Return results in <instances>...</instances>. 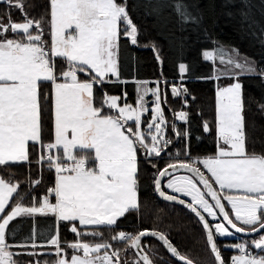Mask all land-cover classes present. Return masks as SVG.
I'll use <instances>...</instances> for the list:
<instances>
[{
  "label": "snow or ice",
  "instance_id": "obj_1",
  "mask_svg": "<svg viewBox=\"0 0 264 264\" xmlns=\"http://www.w3.org/2000/svg\"><path fill=\"white\" fill-rule=\"evenodd\" d=\"M0 3L19 10L23 18L13 21L10 12L0 18V167L23 164L30 169L31 145L37 152L34 163L38 169L46 163L55 177L54 184L39 199L34 188L41 183L42 174L31 179L29 172L24 189L20 181L0 177V264H19L15 259L19 255L53 257L51 262L33 259L28 264H154L150 245L142 242L144 237L159 241L180 264H264V154L247 149L245 104L239 82L241 75L258 76L264 81V68L258 70L256 61L235 48L218 46L203 51L204 60L215 64L219 59L220 65H227L214 68L211 78L229 79L232 83L216 89L215 155L193 159L188 128L180 130L175 123L179 120L187 126L189 113L176 112L169 124L161 108L160 84L167 81H156L155 87H147L149 81H134L139 107L128 104L126 99L121 106L120 96L108 95L103 89L101 96L95 95V86L128 83L120 75V40L123 37L134 46L139 43L127 0H49V19L44 15L39 19L29 17L24 0ZM241 4L247 23L249 5L247 0H241ZM171 7L180 24L198 22L199 18L188 11L187 0H171ZM45 24L50 29V41L44 39ZM256 35L264 47V29ZM151 47L162 65L159 49L155 43ZM226 53L230 54L225 58ZM56 58L64 65L59 73ZM188 70L187 64L180 63L181 83L171 86V95L181 98L184 108L188 107L186 98L190 95L183 83ZM80 74L86 79L82 80ZM44 83H50L52 90L51 142H42L40 89ZM149 94L154 97V115L144 122L142 116L149 111L145 97ZM257 107L264 113V103ZM142 123L147 132L141 131ZM202 126L205 133L212 131L207 121ZM169 127L176 140L183 137L186 159H169L164 167L157 168L162 153L167 156L166 149L173 143L172 137L166 138ZM180 156L178 149L175 157ZM141 157L145 164L157 169L154 190L159 196L184 206L197 218L205 233L210 260H194L179 251L167 233L155 228L137 233L116 230L120 218L140 209ZM180 170L185 174L175 175ZM165 178L169 179L162 186ZM182 197H190V201ZM21 216L32 218V234L26 243L11 244L6 238V234H12L9 224ZM37 216L54 218V234L44 243L35 239ZM61 222L68 225L76 239L61 241ZM89 227L92 230L85 231ZM105 231L110 234L107 239ZM236 234L249 239L231 244L236 254L226 262L217 238ZM85 236L91 239L85 241ZM49 246L53 251H36ZM13 248L26 251L13 252ZM67 249H71L70 256ZM129 250L132 260L127 259Z\"/></svg>",
  "mask_w": 264,
  "mask_h": 264
},
{
  "label": "trees",
  "instance_id": "obj_2",
  "mask_svg": "<svg viewBox=\"0 0 264 264\" xmlns=\"http://www.w3.org/2000/svg\"><path fill=\"white\" fill-rule=\"evenodd\" d=\"M120 2V0H118ZM249 7L246 10L247 23L243 17L245 15L244 6L241 0H187L188 11L193 17H198V22L182 25L178 22L176 13L172 10L171 0H127V11L133 23L138 28L139 46L131 45L130 41L121 38L119 53V69L121 78L128 81L126 84L119 82L106 83L102 86H95V95H102V89L108 95L123 96L126 92V102L135 104L137 99L136 87L134 81H149L155 85L156 81H167V84L161 83L162 110L171 124L174 120V114L180 110L189 113V123L186 126L183 122L175 120L180 130L188 128L189 132V151L193 159H202L215 155L217 149L216 129H215V105L216 89L218 86H227L232 83L229 79H212L214 74L213 63L203 59L202 53L205 50H214L218 46L223 48L238 49L242 55L257 62L258 70L264 68V47L260 46L257 39V33L264 29V0H247ZM25 12L29 17L39 19L42 15L47 17L49 0H24ZM9 12L13 21H22L19 10L9 8L0 3V18L6 17ZM5 23L7 20L4 19ZM44 39L50 41V29L47 24L44 25ZM155 43L159 49V54L163 60L161 65L155 59V53L151 45ZM185 63L188 65V72L184 74V86L188 89L190 95L188 107L182 106L181 98H174L171 95L170 87L173 84H180L178 65ZM64 67L60 58H56L57 73ZM204 77L205 79H200ZM80 78L86 79L84 74ZM114 79V78H113ZM239 82L242 84L243 99L245 104V121L247 133V149L257 154H264V113L257 105L264 103V81L258 76L241 75ZM50 83H44L40 89L41 96V118H42V142L53 141V121H52V101H51ZM166 94V97H165ZM48 99H45V97ZM195 97L193 100L191 97ZM166 98V103H165ZM125 103V99L121 101ZM152 116L151 111L144 116L143 121L148 122ZM207 121L211 132L203 131V122ZM143 124V123H142ZM143 129L147 132L146 125ZM172 137L173 143L170 145L165 156L159 158L160 162L157 168L166 165L169 159L184 160L183 154L184 140H176L171 127L167 129L166 138ZM181 151L180 157H175L176 150ZM30 169L23 164L0 167V177L5 179L13 178L20 181L21 189L26 186L24 181L30 178L35 179L42 174V181L35 186L34 192L37 198L46 192L47 187L54 184V173L47 170L46 163L41 169H38L34 163L37 152L30 145ZM201 170L205 172L202 165ZM139 201L140 209L130 212L117 222L116 230L127 233H137L144 229H157L168 234L172 243L178 250L186 253L194 260L199 258L201 261L210 260V252L207 250L205 233L202 226L198 223L194 215L187 210L174 204L167 203L159 199L155 193L154 173L157 169L145 164L143 158L139 163ZM25 204L29 203L25 199ZM37 243H44L54 234V218L35 217ZM210 220V219H209ZM211 222V220H210ZM12 234L6 238L11 244H22L29 241L32 234V218L19 217L9 225ZM92 227L85 229L91 231ZM104 231L103 227L100 228ZM59 234L61 241L71 242L76 239L75 234L68 230V225L61 222L59 225ZM109 233L104 232V238H109ZM83 240H90L91 237H82ZM249 238L243 237H223L217 238L218 247L221 254L227 262L231 255L236 254L230 247L231 244L240 243ZM150 245L152 251L149 255L154 260V264H180L173 259L159 241L153 238L143 239ZM119 247L120 245L112 241ZM13 252H24L26 249L13 248ZM53 250L52 247L36 249L45 253ZM147 250V249H146ZM69 251V249H68ZM71 252V250L69 251ZM126 254L121 253L124 257ZM19 264H28L33 259L52 261L51 256L32 257L19 255L15 257ZM127 259H133L132 250L127 253Z\"/></svg>",
  "mask_w": 264,
  "mask_h": 264
},
{
  "label": "rangeland",
  "instance_id": "obj_3",
  "mask_svg": "<svg viewBox=\"0 0 264 264\" xmlns=\"http://www.w3.org/2000/svg\"><path fill=\"white\" fill-rule=\"evenodd\" d=\"M224 49H229V48H224ZM230 53H226L225 54V58L227 57V55H229ZM209 62H211V61H209ZM120 63V62H119ZM211 63H213V62H211ZM213 66H214V68H224V67H227V65H220L219 64V59H217V61H216V63L214 64L213 63ZM178 85H180V84H178ZM172 86V85H171ZM138 87V86H137ZM147 87H155V85H151V84H148L147 85ZM116 96H119V95H116ZM121 97V100L119 101V103L121 104V106H123V104L121 103V101L123 100V99H126L127 98V94H126V98H125V96H124V94H123V96H120ZM137 100H138V95H137V99H136V103L135 104H130V105H132V106H134V107H139V105H138V103H137ZM154 100V97L151 95V94H149L148 96H146L145 97V101H146V107L149 109V111H151V109L152 108H154L155 107V105L152 103V101ZM161 108H162V96H161ZM149 111H147V112H145L144 113V115L142 116V121H143V119H144V116L146 115V114H148V112ZM151 113H152V116L154 115V113L151 111ZM141 131H144V129H143V124L141 125ZM145 132V131H144ZM203 159V158H202ZM206 171V170H205ZM207 173V172H206ZM175 175H183V174H175ZM207 175H210V174H208L207 173ZM169 179V178H168ZM166 182H167V180H166ZM165 182V183H166ZM168 193H170V194H174V193H172L171 192V190L170 189H166V188H164ZM182 198H184V199H187V200H189L190 201V197H182ZM225 204H227V202H225ZM206 215V214H205ZM17 218H19V217H17ZM16 218V219H17ZM208 219H210L211 220V218H208ZM12 222H10V224H11ZM9 224V225H10ZM236 236V235H235ZM234 236V237H235ZM69 250H71V249H69ZM51 251H53V250H50V252ZM256 251H258V250H256ZM44 252V251H43ZM67 252H68V249H67Z\"/></svg>",
  "mask_w": 264,
  "mask_h": 264
},
{
  "label": "water",
  "instance_id": "obj_4",
  "mask_svg": "<svg viewBox=\"0 0 264 264\" xmlns=\"http://www.w3.org/2000/svg\"><path fill=\"white\" fill-rule=\"evenodd\" d=\"M170 92H171V87H170ZM174 98H176V97H174ZM175 174H185L184 172H183V170H180V171H177ZM168 178H165V180L164 181H162V186H163V184H165V182H166V180H167ZM165 190V189H164ZM167 192V191H166ZM155 193H156V195H157V197L159 198V199H161L162 201H165V200H163V198H161L160 196H159V194L155 191ZM168 193V192H167ZM168 194H170V193H168ZM184 199V198H183ZM185 200H187V199H185ZM165 202H167V203H170V204H174V205H177V206H179V207H182L183 209H185V210H187L188 212H190L187 208H185L184 206H182V205H180V204H177V203H174V202H169V201H165ZM191 213V212H190ZM192 214V213H191ZM192 215H194V214H192ZM206 216V215H205ZM196 218V217H195ZM206 218L208 219V217L206 216ZM197 219V218H196ZM210 221V220H209ZM262 231H264V230H262ZM255 235H259V233H257V234H255ZM236 236H238V237H243V238H249V237H247V236H244L243 234H236ZM146 238H152V237H144L143 239H146ZM154 239V238H153ZM170 255V254H169ZM173 259H175V258H173ZM176 260V259H175ZM177 261V260H176ZM177 262H179V261H177ZM180 263V262H179Z\"/></svg>",
  "mask_w": 264,
  "mask_h": 264
},
{
  "label": "crops",
  "instance_id": "obj_5",
  "mask_svg": "<svg viewBox=\"0 0 264 264\" xmlns=\"http://www.w3.org/2000/svg\"><path fill=\"white\" fill-rule=\"evenodd\" d=\"M70 251V250H69ZM68 251V255L70 256L71 255V252Z\"/></svg>",
  "mask_w": 264,
  "mask_h": 264
},
{
  "label": "built area",
  "instance_id": "obj_6",
  "mask_svg": "<svg viewBox=\"0 0 264 264\" xmlns=\"http://www.w3.org/2000/svg\"><path fill=\"white\" fill-rule=\"evenodd\" d=\"M254 251H256V250H254Z\"/></svg>",
  "mask_w": 264,
  "mask_h": 264
},
{
  "label": "flooded vegetation",
  "instance_id": "obj_7",
  "mask_svg": "<svg viewBox=\"0 0 264 264\" xmlns=\"http://www.w3.org/2000/svg\"><path fill=\"white\" fill-rule=\"evenodd\" d=\"M166 191V190H165Z\"/></svg>",
  "mask_w": 264,
  "mask_h": 264
}]
</instances>
